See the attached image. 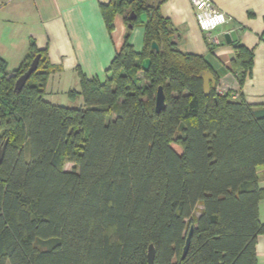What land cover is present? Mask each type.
<instances>
[{
    "label": "trees",
    "instance_id": "16d2710c",
    "mask_svg": "<svg viewBox=\"0 0 264 264\" xmlns=\"http://www.w3.org/2000/svg\"><path fill=\"white\" fill-rule=\"evenodd\" d=\"M102 11L110 32L126 12L128 33L105 80L81 74L80 89L68 92L82 107L45 98L55 68L44 50L32 45L13 71L0 57V264H148L150 245L155 264H257L264 107L221 94L217 77L206 95L211 65L178 47L177 30L149 0H112ZM142 13L139 52L129 25ZM38 54V69L16 90ZM253 57L236 46L240 83Z\"/></svg>",
    "mask_w": 264,
    "mask_h": 264
},
{
    "label": "crops",
    "instance_id": "0c3cea01",
    "mask_svg": "<svg viewBox=\"0 0 264 264\" xmlns=\"http://www.w3.org/2000/svg\"><path fill=\"white\" fill-rule=\"evenodd\" d=\"M111 1L0 0V57L13 71L32 45L44 50L55 68L45 96L60 104L56 101L60 92L80 89L81 74L105 80L123 46L128 33L126 14L116 15L114 30L110 32L102 11V6ZM211 1L228 16V21L210 32L200 29L191 0H163L158 8L177 30L178 47L204 56L220 89L235 95L240 92L254 108L264 107V0ZM142 15L147 17L142 19ZM148 20L149 14L142 13L130 32V41L139 52L144 48ZM240 44L254 54L252 68L243 83L234 68L236 46ZM68 87L71 88L67 90ZM80 98L76 97L77 101ZM257 174L259 187L264 188V166L257 168ZM258 207L260 221L264 223V199ZM256 255L257 264H264V234L257 238Z\"/></svg>",
    "mask_w": 264,
    "mask_h": 264
},
{
    "label": "water",
    "instance_id": "95a60500",
    "mask_svg": "<svg viewBox=\"0 0 264 264\" xmlns=\"http://www.w3.org/2000/svg\"><path fill=\"white\" fill-rule=\"evenodd\" d=\"M127 1H128V3H132L135 0H127ZM162 1L163 0H149V5L151 7L158 8ZM136 17H137L136 13L134 11H132L130 14V18L135 19ZM129 27L133 28V25L130 24ZM226 39H227V42H230L228 35H226ZM151 50L152 51H155V50L158 51L159 50V45L157 44V42L152 43ZM40 58H41V54H38L35 57V59L33 60V62L31 63V66L27 70V72H25L22 76H20L17 79L16 84H15L16 90H21L25 86V84L27 83V81L29 80L31 75L38 69ZM150 66H151V59L150 58L145 59L143 62V69L145 71H148ZM202 77H203V81H204L203 82L204 92L206 95H209L211 90L213 88H216V86H217L216 79L211 72L204 73ZM165 107H166L165 92H164L162 87H159L158 91H157V95H156L155 109L159 113L162 110H164ZM6 145H7V142L3 147L0 148V164L2 163V160L4 157ZM192 231H193V229L190 230L189 235L187 237L186 245L184 248V255L186 254V251L188 250ZM148 264H155V248H154V245H150L149 250H148Z\"/></svg>",
    "mask_w": 264,
    "mask_h": 264
},
{
    "label": "built area",
    "instance_id": "2783aa9c",
    "mask_svg": "<svg viewBox=\"0 0 264 264\" xmlns=\"http://www.w3.org/2000/svg\"><path fill=\"white\" fill-rule=\"evenodd\" d=\"M191 2L202 31H213L228 21V16L219 10L211 0H191ZM218 90L221 94L225 93L224 89L218 87Z\"/></svg>",
    "mask_w": 264,
    "mask_h": 264
},
{
    "label": "rangeland",
    "instance_id": "374dc122",
    "mask_svg": "<svg viewBox=\"0 0 264 264\" xmlns=\"http://www.w3.org/2000/svg\"><path fill=\"white\" fill-rule=\"evenodd\" d=\"M124 14H126V12ZM146 17H147L146 15H142V19H144ZM114 24H115V20H114ZM7 69H8V71H11L10 68H7ZM138 78H140L139 85H142L143 83L146 82V80L144 79L143 71L138 73ZM70 88L71 87H68L67 90H69ZM45 98L49 99V96H45ZM56 99H57L56 101H59V103L61 105H64V106L79 108V107H82L84 105L83 98H80L78 101H77V99L74 101L72 98H70L68 96V92H66V91H64L63 93L60 92ZM65 169H67V170L72 169V164L71 163H66Z\"/></svg>",
    "mask_w": 264,
    "mask_h": 264
}]
</instances>
